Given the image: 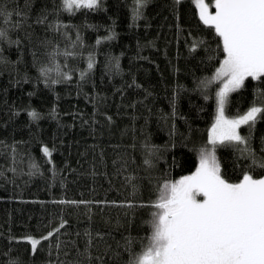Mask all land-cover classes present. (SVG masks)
I'll return each mask as SVG.
<instances>
[{
    "label": "trees",
    "instance_id": "16d2710c",
    "mask_svg": "<svg viewBox=\"0 0 264 264\" xmlns=\"http://www.w3.org/2000/svg\"><path fill=\"white\" fill-rule=\"evenodd\" d=\"M133 8L0 0L11 13L0 16V264H129L149 242L158 188L196 170L220 86L202 82L222 41L193 0H147L138 18ZM253 105L264 107V78H248L226 111ZM240 134L264 162V114ZM242 147L216 146L229 182L264 177Z\"/></svg>",
    "mask_w": 264,
    "mask_h": 264
},
{
    "label": "snow or ice",
    "instance_id": "6c2138e0",
    "mask_svg": "<svg viewBox=\"0 0 264 264\" xmlns=\"http://www.w3.org/2000/svg\"><path fill=\"white\" fill-rule=\"evenodd\" d=\"M100 2L62 0V7L74 13L94 10ZM146 3L147 0H134V18L139 17ZM194 3L199 19L213 28L222 41L224 53L214 76L202 82L205 88L213 81L222 84L216 93L215 123L209 130L211 148L200 150L194 173L158 188L149 242L129 264H264V177L255 178L246 172L239 182H229L221 175L215 154L217 145L244 146L238 150L247 153L253 164L264 167V162L257 161L248 147L247 138L240 134L242 126H253L264 114V107L253 105L234 118L225 114L231 93L242 88L248 78H264V0H214V12L205 0ZM0 16L5 17V23L10 22L11 13L0 10ZM4 39H8L7 31L0 29V40ZM93 66L89 57L87 67L90 70ZM50 71L41 69L45 76ZM30 116L38 119L35 111ZM43 151L50 155L47 147ZM63 226L62 223L60 227ZM52 235L49 232L42 239ZM28 239L35 252L41 239Z\"/></svg>",
    "mask_w": 264,
    "mask_h": 264
},
{
    "label": "rangeland",
    "instance_id": "374dc122",
    "mask_svg": "<svg viewBox=\"0 0 264 264\" xmlns=\"http://www.w3.org/2000/svg\"><path fill=\"white\" fill-rule=\"evenodd\" d=\"M194 1V0H193ZM205 2L206 3H209V7H210V9H211V11H215V8H214V0H212V1H209V0H205ZM222 86V84L220 83V86H219V88ZM219 90V89H218ZM216 112H217V106H216ZM225 114L229 117V118H234V117H231V116H229L228 114H227V111H226V106H225ZM244 114V113H243ZM236 117V116H235ZM215 118H216V115H215ZM215 123V119H214V122H213V124ZM212 124V125H213ZM212 125H211V127H212ZM211 127H210V129H211ZM209 129V130H210ZM206 147H208V148H211V145L210 144H207V146ZM198 166H199V163H198ZM197 166V167H198ZM195 172V171H194ZM193 172V173H194ZM192 174V173H191ZM191 174H188V175H191ZM188 175H186V176H188ZM184 177V176H183ZM183 177H181V178H183ZM181 178H179L178 180H180ZM177 180V181H178Z\"/></svg>",
    "mask_w": 264,
    "mask_h": 264
}]
</instances>
